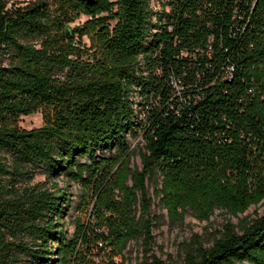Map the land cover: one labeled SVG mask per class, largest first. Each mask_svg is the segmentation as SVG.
I'll return each instance as SVG.
<instances>
[{
  "label": "trees",
  "instance_id": "trees-1",
  "mask_svg": "<svg viewBox=\"0 0 264 264\" xmlns=\"http://www.w3.org/2000/svg\"><path fill=\"white\" fill-rule=\"evenodd\" d=\"M60 176L91 204L72 235ZM146 180L174 225L264 201V0H0V264H165ZM181 251L264 264V213Z\"/></svg>",
  "mask_w": 264,
  "mask_h": 264
},
{
  "label": "rangeland",
  "instance_id": "rangeland-1",
  "mask_svg": "<svg viewBox=\"0 0 264 264\" xmlns=\"http://www.w3.org/2000/svg\"><path fill=\"white\" fill-rule=\"evenodd\" d=\"M34 0H8V6H25ZM87 20L82 16L76 19L73 23L69 24L70 29L75 26L82 25ZM77 38H75L76 40ZM32 43H36L37 40H31ZM82 43L88 45V40L84 37ZM42 125V117L40 113H36L30 116L21 117L20 126L23 129L30 130L38 128ZM135 143V142H134ZM141 145L137 146L130 157L129 167L131 169H141L140 154ZM108 154L106 151L101 152ZM83 158L82 161H84ZM44 176H37L34 179V183L43 182ZM59 187L63 188L69 195L70 205L67 208L65 215L64 225L67 228V233L72 235L75 230V226L71 224V220L76 217H80L82 220L87 218L85 212L87 208L91 206L88 200L90 194L86 197L88 204L79 208V200L81 198L82 190L78 184L65 182V177L60 176L57 181ZM130 185V182H128ZM46 186H50V183H46ZM145 188L147 190L148 198L151 199V211L152 215H156V219L153 221L152 226V246L150 255H155L160 258L165 264H181L184 253L181 249L184 245L200 242L203 247L208 248L212 245L214 238L218 237V232L223 231V227L227 223L238 225L240 221L246 222L260 216L264 213V201L260 204L250 206L243 214L233 216L227 214L221 210L216 209L207 221L197 219L193 214L187 213L182 223L171 224L167 217V212L158 206L159 198L154 195V184L149 181H145ZM160 185H157V189ZM89 191V190H88ZM140 195V194H139ZM124 255L128 258L129 264H142L143 261V246L141 240H132L128 243L124 249ZM99 261V260H96ZM124 264V263H120Z\"/></svg>",
  "mask_w": 264,
  "mask_h": 264
},
{
  "label": "built area",
  "instance_id": "built-area-1",
  "mask_svg": "<svg viewBox=\"0 0 264 264\" xmlns=\"http://www.w3.org/2000/svg\"><path fill=\"white\" fill-rule=\"evenodd\" d=\"M99 246L102 247V244H99ZM124 252L125 250H123L120 255L113 257L110 264H129L128 258L124 255Z\"/></svg>",
  "mask_w": 264,
  "mask_h": 264
}]
</instances>
